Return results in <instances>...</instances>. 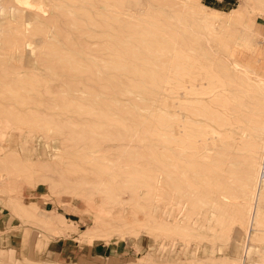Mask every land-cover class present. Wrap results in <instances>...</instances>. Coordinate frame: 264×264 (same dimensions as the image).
<instances>
[{"label": "rangeland", "instance_id": "374dc122", "mask_svg": "<svg viewBox=\"0 0 264 264\" xmlns=\"http://www.w3.org/2000/svg\"><path fill=\"white\" fill-rule=\"evenodd\" d=\"M28 2L0 0V212L29 247L0 264H58V236L109 245L65 264H264V0Z\"/></svg>", "mask_w": 264, "mask_h": 264}, {"label": "crops", "instance_id": "0c3cea01", "mask_svg": "<svg viewBox=\"0 0 264 264\" xmlns=\"http://www.w3.org/2000/svg\"><path fill=\"white\" fill-rule=\"evenodd\" d=\"M48 215L44 217L43 223L51 221L53 219V211H48ZM48 218V219H47ZM14 217L5 216V214H1L0 212V251H4L6 254H10L13 256H17V254L22 253L21 250L25 249V253H28V244L27 240L23 241V237L27 234L26 227L20 225L13 221ZM55 238V237H52ZM59 236L56 239H48L45 243V248L47 250V256L50 254L56 255V263L58 264H65L67 262H71V254L67 252V246L56 247L54 244L58 242ZM25 239V238H24ZM54 244V247H52ZM86 254L79 252L74 257V262L76 263L77 260L81 259V261H85L87 256L89 257H107L109 255V245H100L98 243L93 244H86ZM51 247V248H50ZM43 249V252L45 251ZM88 253V254H87ZM54 255V256H55ZM69 259V260H68Z\"/></svg>", "mask_w": 264, "mask_h": 264}, {"label": "bare ground", "instance_id": "6f19581e", "mask_svg": "<svg viewBox=\"0 0 264 264\" xmlns=\"http://www.w3.org/2000/svg\"><path fill=\"white\" fill-rule=\"evenodd\" d=\"M18 4L22 5V6H27V7H31L33 6V4L31 5L28 0H15ZM40 8V7H38ZM41 9V8H40ZM177 70V76L181 73L179 72L178 69ZM192 94V93H189ZM260 98H264V95H259ZM184 102V101H183ZM179 105V104H178ZM183 106V105H182ZM181 106V107H182ZM183 109V108H182ZM236 118V117H235ZM259 127V126H258ZM263 135V134H262ZM251 140V139H250ZM254 141L252 140L250 142L253 143ZM255 156V152H252ZM251 153V154H252ZM253 154L248 156V161L251 162V164L253 166H256L255 171L257 172V167L259 168V170L262 168L264 169V164L262 163V159L264 158V136H262L261 138V145H260V150L258 153V162L253 158ZM246 175L249 176V174L247 173ZM252 177V175H251ZM218 183V182H217ZM219 185H221L220 183H218ZM246 185V184H244ZM243 185V186H244ZM213 186V185H212ZM217 187V184H216ZM212 188V187H211ZM222 189V187H221ZM224 192V191H223ZM221 192V193H223ZM250 198H249V203L245 205V222L248 225L250 222V224L254 226V224L256 223V225L258 226L259 224V216H258V211L256 209L257 204L259 203V201L262 200L263 196H264V179L259 175V173H256V176H253V183H252V187L250 189ZM224 194V193H223ZM222 194V195H223ZM225 196V194L223 195ZM213 197V196H212ZM232 200V199H231ZM215 201H213L214 203ZM212 203V204H213ZM251 217H252V221H251Z\"/></svg>", "mask_w": 264, "mask_h": 264}]
</instances>
